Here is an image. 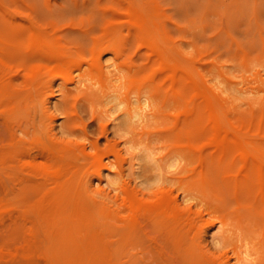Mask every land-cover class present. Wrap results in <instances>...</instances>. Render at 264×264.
Here are the masks:
<instances>
[{
	"label": "rangeland",
	"instance_id": "rangeland-1",
	"mask_svg": "<svg viewBox=\"0 0 264 264\" xmlns=\"http://www.w3.org/2000/svg\"><path fill=\"white\" fill-rule=\"evenodd\" d=\"M137 98L147 114L124 123ZM216 123L264 160V0H0V264H147L151 235L144 217L133 228L126 185L192 205L211 264H264V191L235 144L217 146Z\"/></svg>",
	"mask_w": 264,
	"mask_h": 264
},
{
	"label": "bare ground",
	"instance_id": "bare-ground-1",
	"mask_svg": "<svg viewBox=\"0 0 264 264\" xmlns=\"http://www.w3.org/2000/svg\"><path fill=\"white\" fill-rule=\"evenodd\" d=\"M131 12L133 14L134 21L137 23V25L141 29H145L146 25H147V21H148V15L146 14V12L142 8H138V7H133ZM37 37H38L39 42L42 45H44V47L48 48L50 50L51 54L54 56L57 69H59L61 71L65 70L66 72H68L66 69H68V67H70V65L72 64V61L69 59L71 57L68 58V56L66 57V56L58 53L56 51V48H55L56 46L54 45V43L48 37H46L42 31L37 32ZM110 38H112V37H110ZM113 44H115V43H113ZM94 55H96V54H94ZM97 55H98V53H97ZM176 55L178 57V54H176ZM98 58H99V56H98ZM161 60H163L162 61L163 65L165 67L169 68L171 70V73H173V75H175L178 71L182 70V68H183V62L178 58L177 59L167 58V57L163 56ZM55 61H53V63ZM48 62H50V61L48 60L47 63ZM93 63H94V61H93ZM48 65H49V63H48ZM76 65H78V64H76ZM96 65H97L96 67H98L100 71L105 73V69H104L105 65L102 63V61H100V59L96 61ZM51 66H52V64H51ZM54 67L55 66H53V68ZM55 69H56V67H55ZM59 70H58V72H59ZM100 74H101V72H100ZM97 84H98V82H97ZM196 90L199 94L201 93L204 95V97L207 100L206 103H207L211 113L214 115L215 114V106H214V103L212 101L210 93L207 90L202 89V87H200V85L196 86ZM104 92L107 93L106 90H104ZM177 96L180 97L179 93H177ZM192 96H193V94H192ZM191 103H192V101H191ZM145 104H147L149 106V103H147L146 100H142L141 98H137L133 102V106L131 104H129L127 110L122 111L119 114V116H122V118H123L122 121L124 123L130 124L131 121L133 120V118H143V116H145L147 114L145 112L146 111ZM179 107L182 110L183 105H182L181 101L179 102ZM185 107L186 106H184V108H183V110L185 112H192L193 111L192 108H189V107L185 108ZM178 114H179V112H178ZM213 119L214 120L216 119L215 115L213 116ZM214 131L220 136L219 139L215 142L220 149L228 150L232 147V144L236 145L237 150L239 151L242 163H243V167L241 166L242 170H241V168H239L242 171V172L241 171L240 172L242 173L243 178L245 180H247L253 176H256L259 180V186L261 188V192L264 191V160L260 156V154L257 153L255 150H253L248 145V143L246 141H244L243 139H241L237 135H234L235 139H234V143H232L230 141L228 132L222 126L218 125L217 123L214 124ZM190 143H192V141H190ZM101 156H103V155H101ZM58 170H56V172ZM232 175H234V173ZM68 181H69V179H67V182ZM131 189L128 188V186L126 185V190L125 189L124 190H125V192L127 191V196L125 197L124 202H125V205L127 206L128 210H129L128 214L130 213L129 217L131 218L132 226H133V228H135V230L140 231V228H142V226L144 227V225H143V217H144L146 220L145 224L148 227V232L151 235L152 242L150 243V245L151 246L153 245V247L151 248L149 246V248L147 250L145 248L138 250L139 254H145V252H147L149 254V256L151 257V260L147 264H169L168 262H166V259H165L166 257H170L171 259H176L179 262V264H211V258L213 257V255L216 254L215 251L213 250V248L211 246H209L208 244H204L203 240L201 238H197V237L191 235V232L193 229V226H192L193 219L190 218V215L195 213L193 211L192 205H187V206L183 205V203L180 201L179 196L174 195L170 189H163V190L159 189L160 193L157 194V198L155 200L140 197L137 190L136 191L133 190L131 192L130 191ZM91 190L95 191L94 189H91ZM101 191L102 190H100L99 193ZM184 201H187V198H184ZM87 205H88V203H87ZM88 206H90V205H88ZM86 210H88V209H86ZM89 212H90V210L88 211V213ZM194 226H195V224H194ZM228 241H229V237L224 236L222 240L216 239L215 244H217L219 242L220 246L223 247L227 244ZM245 241H246V239H245ZM153 248H155V249H153ZM138 251H137V253H138ZM171 259H170V262L172 264L173 261Z\"/></svg>",
	"mask_w": 264,
	"mask_h": 264
},
{
	"label": "clouds",
	"instance_id": "clouds-1",
	"mask_svg": "<svg viewBox=\"0 0 264 264\" xmlns=\"http://www.w3.org/2000/svg\"><path fill=\"white\" fill-rule=\"evenodd\" d=\"M148 107V105L147 104H145V108H147ZM77 143H86V141H84V140H78V141H76Z\"/></svg>",
	"mask_w": 264,
	"mask_h": 264
}]
</instances>
